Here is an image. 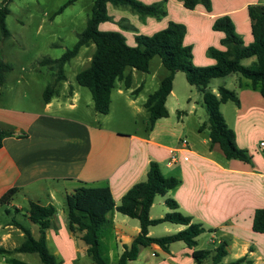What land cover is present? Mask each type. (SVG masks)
<instances>
[{
    "label": "crops",
    "instance_id": "1",
    "mask_svg": "<svg viewBox=\"0 0 264 264\" xmlns=\"http://www.w3.org/2000/svg\"><path fill=\"white\" fill-rule=\"evenodd\" d=\"M140 1L151 3L158 0ZM210 1L209 12L200 4L190 9L192 11L188 14L192 16L190 21L185 17L181 19L183 16L180 13L185 11V8L179 0L165 1L166 13L162 18L136 16L135 21L127 17L126 13H131L129 10L106 4V11L111 19L99 23L98 28L103 25L110 26L106 30L119 31L126 42L132 45L133 36L137 33L142 34L144 27L143 31L149 35L162 24L157 22L156 25L149 27L151 18L158 21L164 18L166 23L168 20L182 22L185 26L183 43L191 47L192 63L212 64L214 61L205 54V49L207 46L221 47L218 39L222 35L221 32L210 28L212 19L217 15L227 14L232 22L237 23L235 30L241 35L243 42H249L251 36L246 4L251 0H241L235 4H232V0H227L229 1L227 6L218 11L213 8V0ZM117 20L119 26L132 25L134 28H124L126 31L118 29L114 27ZM140 26L143 27L140 29ZM13 48L12 43L3 46L4 51L9 54L3 59L6 62L11 61L12 66L8 77L22 80L24 78L22 69L12 65V60L20 62L19 56H12ZM86 57L89 61V52L86 53ZM33 69L36 74H41L39 67ZM136 71L131 69L130 73L131 88L140 85L137 93L130 96L131 88L124 89L115 84L109 93L106 113H99L93 109L89 91L88 94L82 92L80 87L84 86L76 82L71 83L69 93L66 84L62 85L58 95L47 102L42 101L40 94V103L36 108L13 107L7 105V101L3 103L0 100V129L13 132L12 135L3 137L0 143V196L10 188H17L9 202L0 204V208L10 205L21 209V204H13L14 196L19 193L27 200L41 204L38 193L42 191L48 192L42 205H53V191H60L63 194L82 184L89 186L106 184L112 199L117 202L133 182L144 177L148 161L153 160L163 176L178 180L166 195L174 199L182 213L190 215L193 221L200 222L205 228H210L211 231L207 232L211 239L216 237L217 242L225 241L226 253L232 251L233 260L244 256L242 262L245 264H264V246L257 245L261 250L259 255L252 242L254 238L264 239V233L251 229L254 209L264 208V145L259 146V142L263 140L258 139L255 143L256 148L261 151V156L250 154L251 161L246 163L238 159H226L217 144H210L207 123L205 120L201 121L198 116L193 131L185 133L183 121L179 120V117L184 114V118H188L202 106L196 97L192 99L189 93L182 96L176 94L173 82L177 71L173 74L171 89L165 99L167 116L156 119L152 127L146 130L143 125L147 116L141 104L149 93L141 94V84L133 83ZM235 79L238 85V105L234 109L232 125L225 122L234 133L235 145L246 150L248 147L245 141L248 140L249 133L243 131L238 133L236 127L242 124V120L248 117L253 108H258L261 112L260 119L264 123V101L258 93V84L252 86L245 77L237 76ZM210 91L216 93L214 87H211ZM21 97L24 98V93ZM168 99H172L174 104L168 106ZM183 102L187 104L185 111L180 108ZM172 112H178L176 119L169 118ZM137 118L142 127L140 131L136 128ZM154 199L148 209L149 218L162 216L161 211L158 217L150 214L154 201L163 203V197H160V200ZM4 210L5 208L3 212ZM115 213V210L107 213L109 222L99 234H103L102 231L106 227L113 229L121 245L128 244L139 231L138 223L129 222L123 217L117 219ZM23 218L27 220L25 216ZM8 223L9 221L0 220V246L11 249L18 243L8 244L7 240H11L12 234L16 232L22 238V233L20 229ZM27 223L29 224L26 227L31 234H37L35 224L29 221ZM50 223L51 225L45 229V243L46 247L48 243L51 244L50 253L58 264L94 263L84 252L83 244H79L81 241L79 242L68 231L65 215L62 218L55 209ZM182 228L183 225L176 224L175 231ZM147 234H150L149 226ZM177 243V246L169 245L167 251L155 244L140 246L136 257L128 260L126 264L131 261L138 264H195L190 256L191 249L181 241ZM215 245L216 242L208 249ZM158 250L163 253L162 257H158ZM16 253L18 252L0 254V264L9 263L10 258L18 259L12 255ZM226 256L225 254L221 260ZM205 262L206 260L204 264Z\"/></svg>",
    "mask_w": 264,
    "mask_h": 264
},
{
    "label": "trees",
    "instance_id": "2",
    "mask_svg": "<svg viewBox=\"0 0 264 264\" xmlns=\"http://www.w3.org/2000/svg\"><path fill=\"white\" fill-rule=\"evenodd\" d=\"M0 1V40L9 37L5 26L8 14L7 2ZM74 0H66L54 12L57 14ZM166 0L143 3L140 0H92L89 14L84 27L76 34V40L71 48L65 49L55 58L43 55L35 59L32 67H44L50 73V80L41 91L43 102L57 96L61 82L65 81L64 64L73 57L81 46L93 44L87 66L74 75L78 85L88 89L93 109L99 113L108 111L109 93L115 84L124 89L131 88V73L134 69L141 72L148 71V63L152 56L157 55L166 74L160 79L155 90L149 93L142 109L146 113L144 127L150 129L154 121L167 116L165 99L171 89V82L175 71L184 73L187 83L200 93V104L206 114L208 139L210 144H217L226 159H238L250 163L251 155L234 143V133L227 126L219 111V104L232 101L238 105V98L234 91L221 85L216 93L207 88L213 78L237 73L247 78L251 85L258 84V93L264 101V3L246 4V14L249 22L251 40L244 44L240 35L235 32L232 20L227 14L215 16L210 28L221 32L218 44L222 47L207 46L205 54L213 59L212 64L195 65L191 61V47L183 43L185 26L182 23L168 20L166 25L149 35L137 33L133 36L134 44L126 42L125 37L117 30H101L98 24L110 20L106 11V4L126 7L139 17L151 16L160 18L165 15ZM185 9H193L197 4L205 11H210V0H179ZM123 28L131 26L121 25ZM253 57L248 65L241 60ZM12 69L10 63L0 56V85L5 81V75ZM140 85L131 88L129 95L137 93ZM71 84H67L70 92ZM9 130L0 129V143L3 137L12 135ZM178 183L174 177L163 176L155 161L149 160L144 177L133 182L115 202L106 184L89 186L82 184L64 194L65 223L68 231L83 244L84 252L90 256L95 264H107L100 251V230L109 222L107 213L116 212L137 221L139 231L128 244L122 245L117 256L116 264H126L136 257L138 247L155 244L167 251L170 243L181 241L190 248V256L195 264H204L207 259L211 264H217L226 254V242L219 241L212 249L195 248L196 236L203 231H211L200 222L193 221L191 216L178 209L173 198L166 195L167 191ZM17 188H10L0 196V204L8 203ZM156 195L164 196L167 211L158 218H149L148 209ZM6 213L8 210L5 208ZM55 209L51 204L28 202L23 216L37 227L34 237L29 228L11 219L8 224L14 225L22 233L21 241L11 249L0 246V254L11 252L35 253L40 264H58L56 258L48 251L45 243V229L51 225ZM170 222L183 225L173 233L162 236H150L147 227L160 222ZM252 231L264 233V208H255L251 218ZM244 260L240 256L225 264H239ZM7 264H29L16 258H10Z\"/></svg>",
    "mask_w": 264,
    "mask_h": 264
},
{
    "label": "rangeland",
    "instance_id": "3",
    "mask_svg": "<svg viewBox=\"0 0 264 264\" xmlns=\"http://www.w3.org/2000/svg\"><path fill=\"white\" fill-rule=\"evenodd\" d=\"M1 1V0H0ZM66 0H10L7 2L8 14L5 17V26L9 31V37L0 40V56L5 57L7 54L3 46H7V44L12 43L13 54L12 56H19L20 62L18 63L16 60H12V65L15 67L19 66L22 69V74L24 78L22 80H15L10 79L8 77V73L5 75V81L3 84L0 85V100L1 102L5 103L7 101V105H12L13 107H21L26 106L28 108H36L39 106L40 103V94L44 87V85L50 80V73L44 68L39 67L41 74H36L32 67V63L35 59L40 58L43 55L49 56L51 58L58 57L65 49H69L72 47L76 40V34L84 27L85 20L89 14L90 7L92 0H74L71 4L65 6L61 12L54 14V12L58 9V7L65 2ZM151 2V1H150ZM153 2V1H152ZM211 2V1H210ZM229 1L227 0H213V8L215 11H218L227 6ZM237 2H241V0H232V4ZM264 3V0H251L250 3ZM202 6V5H201ZM116 8H125L121 6H114ZM211 10V9H210ZM131 13H126L127 17H129L132 21H135V17L138 16L136 13L129 10ZM184 12V13H183ZM181 12V19H192L189 9H185V11ZM209 12V11H207ZM134 16V17H133ZM139 17V16H138ZM164 17V16H163ZM141 18V17H139ZM162 18V17H160ZM111 19V17H110ZM158 19V18H157ZM194 19V18H193ZM205 19V18H204ZM152 22L149 24V27L156 25L157 22L162 23L156 30L163 28L166 25L164 18L160 21L150 19ZM164 21V22H163ZM172 21V20H170ZM192 21V20H191ZM175 22V21H174ZM182 23V22H179ZM108 24V23H106ZM118 20L114 22V27L118 29L125 30L121 26L118 25ZM184 25V23H182ZM128 25H131L128 23ZM234 30L237 23L233 22ZM107 25L101 26L99 29L106 30ZM131 27H133L131 25ZM143 26H140V29ZM134 28V27H133ZM145 29V27L143 28ZM141 31L142 34H146L144 31ZM202 29H204V20L202 19ZM154 30V31H156ZM240 31V30H239ZM236 33H238L235 30ZM239 34V33H238ZM240 35V34H239ZM243 35V34H242ZM127 36V35H126ZM241 37V35H240ZM242 39V37H241ZM132 40V39H131ZM243 41V40H242ZM244 44L248 42H243ZM93 50V44L89 43L88 45L81 46L78 49V52L75 56H73L69 61H67L64 66V75L65 81L61 82V86L69 83H75L74 75L75 73L83 68L88 60L86 57V53L89 52L91 54ZM253 60V57L244 58L241 60L243 65H248ZM9 61L8 63H10ZM38 68V67H37ZM42 68V70L40 69ZM136 75L133 78V83L136 82L141 84V94L146 95L147 93H151L155 90L159 84V80L165 73V68L162 66L161 62L159 61V57L154 55L150 62H149V69L147 72L136 71ZM15 74V73H13ZM243 78L237 73H231L225 75L223 77L213 78L207 84V88L210 90L211 87H214L216 91V87L221 85L229 90L234 91L235 95L239 98L238 95V85L236 84V77ZM173 79V78H172ZM172 84V82H171ZM118 85V84H116ZM217 85V86H216ZM60 86V87H61ZM132 87V85H131ZM82 92L88 94V90L85 87H80ZM173 88L176 91L178 96H182V94H188L192 99L196 97V100L200 103V93L199 91L189 85L184 77V73L181 71H177L175 74ZM251 89V87L249 88ZM24 93V98L21 95ZM53 96L52 98H54ZM242 97V96H241ZM172 99H168L167 105H173ZM235 104L232 101H225L219 104V111L223 115L224 120L229 124L232 125L233 118H234V109ZM182 110L187 109V104L183 102ZM144 111V109H142ZM145 112V111H144ZM179 112V111H178ZM178 112H172L170 114V119H176ZM261 112L258 108H253V111L250 112L248 117H245L242 120V124L237 126L236 129L238 133L240 131L248 132V140L245 141L247 143L248 149H246L247 153L251 155H259L261 156V151H259L255 143L258 139H262L264 141V123L260 119ZM181 115V114H180ZM200 117L201 121H206V114L202 107L197 108L195 114L190 115L188 118H184V114L182 117H179V120L182 119L184 125L185 133H188L189 130L193 131L196 124V119ZM137 120L136 128L140 131L142 129L141 125L139 124V118ZM144 126V125H143ZM228 126V125H227ZM229 127V126H228ZM47 191L39 192V202L41 204L46 201L45 197ZM64 194L60 193V191H53V205L56 209V212L63 218L64 214ZM164 196L156 195L154 200H160L159 198ZM31 200H27V198L22 197L21 193L17 194L13 198V204H21V209H17L14 206L8 205L7 207L1 206L0 208V220L9 221L14 219L21 224L28 226L27 220L23 218L24 210L28 207V202ZM34 201V200H32ZM37 202V201H34ZM154 206L150 211L152 216L158 217L161 211V215L168 210L165 206L164 202L160 203L154 201ZM6 208L8 210L7 213L3 212V209ZM116 218H124L129 222H136L135 219L129 218L125 215L120 213H115ZM176 224L170 222H160L154 225L149 226L150 236H162L165 234L175 232ZM35 228L36 225H35ZM103 234H101L100 239V251L105 257L107 264H116L117 256L122 250V245L118 241L115 236L113 229L104 228ZM34 237L37 234H32ZM258 236V235H257ZM262 236V235H261ZM263 238V237H260ZM22 238L18 236L17 232L12 234L11 240H7L8 244L13 242L14 244L19 243ZM216 237L211 239L210 234L207 231H203L196 236V245L195 248H210L214 242L217 243ZM212 240V241H211ZM263 240V241H262ZM254 238L253 243L256 246V253L261 254V250L257 248L258 246H264V239ZM228 241V240H227ZM80 242V241H79ZM79 244H82L80 242ZM177 241L170 243V247L177 246ZM48 251L52 250V246L50 243L47 245ZM158 252V257H162L163 253ZM232 251L226 253V258L221 260L218 264H225L226 261L233 260L231 257ZM14 257L16 256L18 259L23 261L32 263V264H39V259L37 254L35 253H25V252H18L15 255L12 254ZM95 264V263H91ZM127 264H138L136 261L129 262ZM205 264H211L210 260L206 258ZM239 264H245L244 262H240Z\"/></svg>",
    "mask_w": 264,
    "mask_h": 264
},
{
    "label": "built area",
    "instance_id": "4",
    "mask_svg": "<svg viewBox=\"0 0 264 264\" xmlns=\"http://www.w3.org/2000/svg\"><path fill=\"white\" fill-rule=\"evenodd\" d=\"M182 141H184V140H182ZM263 145H264L263 141H260L259 146H263Z\"/></svg>",
    "mask_w": 264,
    "mask_h": 264
}]
</instances>
